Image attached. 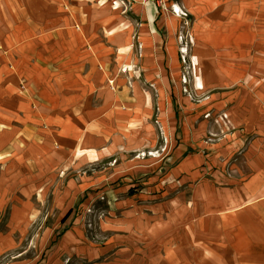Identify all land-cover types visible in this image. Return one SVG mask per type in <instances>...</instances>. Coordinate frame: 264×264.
Here are the masks:
<instances>
[{"label":"rangeland","instance_id":"374dc122","mask_svg":"<svg viewBox=\"0 0 264 264\" xmlns=\"http://www.w3.org/2000/svg\"><path fill=\"white\" fill-rule=\"evenodd\" d=\"M261 64L264 0H0V264H238Z\"/></svg>","mask_w":264,"mask_h":264},{"label":"crops","instance_id":"0c3cea01","mask_svg":"<svg viewBox=\"0 0 264 264\" xmlns=\"http://www.w3.org/2000/svg\"><path fill=\"white\" fill-rule=\"evenodd\" d=\"M263 63V62H261ZM264 67V65H260ZM260 75L256 77V102L254 103L255 112L254 116L257 120L254 142H250L249 148H254L255 152V164H260V167L254 170L253 173H244V177L239 181L238 189L230 190L232 194L229 200L224 201L223 208L217 203L212 204V207L218 208L217 211L223 219L221 223V230L224 235V246L222 255L224 260L230 258L232 251L227 247V242H230L232 234H238L240 238L239 245V259L238 264H264V69L258 68ZM261 69V70H260ZM246 101L248 100L245 96ZM233 221V222H232ZM208 228V226L205 225ZM204 227V228H205ZM232 228H237V231H232ZM203 228V229H204ZM199 228H197L198 230ZM199 234V238L195 239L192 236V243L204 242L207 236L204 235V230ZM214 227H212L213 240H215ZM238 232V233H236ZM208 233V236L210 234ZM196 253V258H206L205 264H211L215 257V249L202 248L195 249L191 246V253L185 255V259H193ZM228 253V255H227ZM210 259L212 260L210 262ZM183 262V261H182ZM193 264V262H190Z\"/></svg>","mask_w":264,"mask_h":264},{"label":"bare ground","instance_id":"6f19581e","mask_svg":"<svg viewBox=\"0 0 264 264\" xmlns=\"http://www.w3.org/2000/svg\"><path fill=\"white\" fill-rule=\"evenodd\" d=\"M167 8H174V10L179 13V9L174 4H168ZM218 18H220V17L215 13L214 14L211 13V14H209V16H207V20H209V21L216 20ZM181 52H185V50H182ZM132 134H133L132 137H134L136 135V132H133ZM170 205L175 207L176 203L171 201Z\"/></svg>","mask_w":264,"mask_h":264}]
</instances>
